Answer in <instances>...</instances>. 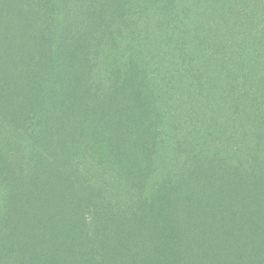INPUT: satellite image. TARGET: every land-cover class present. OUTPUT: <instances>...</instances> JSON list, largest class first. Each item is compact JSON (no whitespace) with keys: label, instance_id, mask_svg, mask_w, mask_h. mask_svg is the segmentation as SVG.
I'll return each instance as SVG.
<instances>
[{"label":"rangeland","instance_id":"obj_1","mask_svg":"<svg viewBox=\"0 0 264 264\" xmlns=\"http://www.w3.org/2000/svg\"><path fill=\"white\" fill-rule=\"evenodd\" d=\"M0 264H264V0H0Z\"/></svg>","mask_w":264,"mask_h":264},{"label":"trees","instance_id":"obj_2","mask_svg":"<svg viewBox=\"0 0 264 264\" xmlns=\"http://www.w3.org/2000/svg\"><path fill=\"white\" fill-rule=\"evenodd\" d=\"M124 8V7H122ZM120 18L121 20L123 21L124 19L126 20H130L131 17H128V13L124 12V11H121L120 13ZM129 46L130 48L127 49L129 52H130V55L131 56H136V54H138L140 52V49L138 48V46H135V44L133 45L132 42L128 41ZM133 52V53H132ZM141 53V52H140ZM118 77L121 75V72L118 71ZM134 81L138 82L139 86L143 89V94L146 95V98L149 100V103H157V101L155 100V102L153 101L152 98V92H149L148 88L145 86V82L144 80L147 79L148 75L146 74V70L145 69H142L140 70L139 68H135L134 70ZM118 79V78H117ZM127 85H128V89L129 87H134L135 86V83H129L127 82ZM139 88V87H137ZM136 88V91L135 93L130 96L128 94H130V90H126V88L124 89V91H117V92H112L110 93L109 92V95L110 97H114L115 98V101H116V104H117V112L119 113L117 115V117L121 120V118L123 117H126V119H128L129 115L135 117V113H140L142 114V112H147L146 110V107L142 106L143 104H145V100L141 99V92H139ZM127 96V97H126ZM118 98H120L118 100ZM152 100V101H151ZM140 104V105H139ZM143 107V108H142ZM153 111L155 112V108L153 106ZM166 115V112L162 114L163 118H165ZM162 116L161 115H158L156 114V118L159 120V119H162ZM245 222V221H244ZM250 234H247L245 233V236H248ZM259 241V240H258ZM258 241L255 240V237L251 236L249 240H247V247L249 250L254 249V250H257L258 251Z\"/></svg>","mask_w":264,"mask_h":264}]
</instances>
